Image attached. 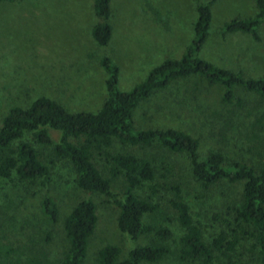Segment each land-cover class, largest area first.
Segmentation results:
<instances>
[{"label":"rangeland","instance_id":"1","mask_svg":"<svg viewBox=\"0 0 264 264\" xmlns=\"http://www.w3.org/2000/svg\"><path fill=\"white\" fill-rule=\"evenodd\" d=\"M199 2L207 4L211 13L199 57L243 78L264 77V20L257 27L258 40L220 31L229 20L254 16V0H109L111 37L105 47L91 37L99 22L93 0L0 2V123L9 108H26L39 97L67 112H95L106 97V74L99 60L108 57L118 68V89L130 90L151 68L182 54L192 38ZM222 91L197 77L174 81L138 103L132 112L133 127L181 131L197 140L200 160L216 152L226 165L241 162L258 170L264 164V98L235 88L237 100L226 103ZM23 139L36 151L47 175L44 180H21L15 173L0 178V264H59L68 249L64 220L83 199L95 205L96 222L81 264H95L97 252L107 245L118 249L117 261L133 247L161 245L164 256L142 264H204L180 256L183 231L169 204L171 189L179 188L206 243L217 231L213 216L239 205V184L221 180L203 186L193 177L184 154L156 144L131 147L113 141L104 151L147 160L157 186L154 193L146 185L133 189L155 208L142 217L148 231L132 240L116 224L117 202L126 183L121 175H110L103 151H92V163L109 182L110 196L79 189L66 159L29 135ZM45 196L55 205L54 221L40 210ZM217 262L261 264L257 247L245 236L230 261L215 254L206 264Z\"/></svg>","mask_w":264,"mask_h":264},{"label":"trees","instance_id":"2","mask_svg":"<svg viewBox=\"0 0 264 264\" xmlns=\"http://www.w3.org/2000/svg\"><path fill=\"white\" fill-rule=\"evenodd\" d=\"M13 1L16 0H0ZM254 6V16L229 20L221 26L220 31L246 34L258 40L257 27L264 20V0H254ZM92 8L99 22L92 27L91 37L97 46L105 47L111 37L109 0H93ZM195 13L192 38L182 54L177 59H166L151 68L144 79L128 91L118 89V68L108 57H102L99 66L106 74V97L95 112H67L45 97L35 99L26 108H9L0 123V178H8L12 173L21 180L46 178V167L33 147L23 139L29 135L35 143L50 146L55 156L71 164L79 189L110 196L109 182L101 177L92 163V151H103L110 175H121L126 183L121 199L117 202V228L135 240L148 231L142 217L152 212L155 206L136 196L133 189L146 185L154 193L157 186L153 184V169L145 159H138L129 153H109L104 150L110 148L113 141L131 147L156 144L170 152L184 154L193 177L203 186L221 180L241 186L238 207L225 209L213 216L217 231L208 243L203 241L200 227L194 222L179 188L171 189L169 204L183 231L180 256L206 264L217 254L230 261L231 253L245 236L252 239L261 264H264V164L258 170L241 162L226 165L223 157L216 152L200 160L197 140L181 131L137 130L133 127L132 112L138 103L182 78L197 77L209 85H219L223 90L221 99L226 103L237 100L235 88L264 98V77L243 78L238 73L217 67L199 57L208 36L211 13L209 6L200 2L196 5ZM40 210L48 220L56 219V208L50 197H43ZM95 222V205L91 200L83 199L72 208L63 226L68 249L59 264L82 263ZM165 252L161 245L137 246L117 261L118 249L107 245L97 252L95 264L155 263Z\"/></svg>","mask_w":264,"mask_h":264}]
</instances>
